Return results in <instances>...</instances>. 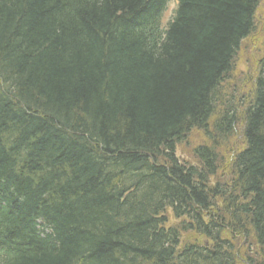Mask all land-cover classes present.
<instances>
[{
    "label": "trees",
    "instance_id": "trees-1",
    "mask_svg": "<svg viewBox=\"0 0 264 264\" xmlns=\"http://www.w3.org/2000/svg\"><path fill=\"white\" fill-rule=\"evenodd\" d=\"M262 2L0 0V264H264Z\"/></svg>",
    "mask_w": 264,
    "mask_h": 264
},
{
    "label": "rangeland",
    "instance_id": "rangeland-1",
    "mask_svg": "<svg viewBox=\"0 0 264 264\" xmlns=\"http://www.w3.org/2000/svg\"><path fill=\"white\" fill-rule=\"evenodd\" d=\"M176 7H177V0H170V3H169V6H168V9L163 17V25H166L168 23V21H170L174 15V12L176 10ZM259 25H263L262 28H260V31L259 33H257L254 37H253V42L250 43L251 45V50L250 51H246L247 53H245V55H242L241 57V60H240V63H239V70L240 71H243V72H246L247 71V57L248 55L252 57L253 60H257V58L259 56H262V52H258L255 45H254V42L258 45V46H264V0L262 2V5L260 7V12H259ZM257 41V42H256ZM247 44V43H246ZM199 135L197 138H191V140L189 141V143H187V145H182L183 147L184 146H192V149L199 145ZM191 149V148H190ZM192 151V150H191ZM187 154V151L183 148H180L178 150V157L182 158L184 156H186ZM244 252V251H243Z\"/></svg>",
    "mask_w": 264,
    "mask_h": 264
}]
</instances>
